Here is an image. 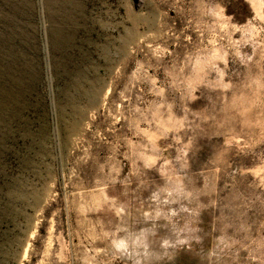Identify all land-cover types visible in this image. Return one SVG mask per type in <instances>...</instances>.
Here are the masks:
<instances>
[{
  "label": "rangeland",
  "instance_id": "rangeland-1",
  "mask_svg": "<svg viewBox=\"0 0 264 264\" xmlns=\"http://www.w3.org/2000/svg\"><path fill=\"white\" fill-rule=\"evenodd\" d=\"M0 264H264V0H0Z\"/></svg>",
  "mask_w": 264,
  "mask_h": 264
}]
</instances>
